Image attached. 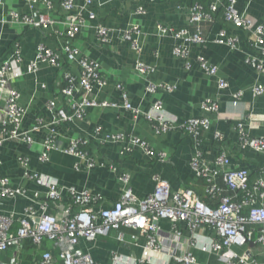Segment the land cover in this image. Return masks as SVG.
<instances>
[{
    "label": "built area",
    "instance_id": "1",
    "mask_svg": "<svg viewBox=\"0 0 264 264\" xmlns=\"http://www.w3.org/2000/svg\"><path fill=\"white\" fill-rule=\"evenodd\" d=\"M30 11L21 14L16 11L8 13L9 21L21 23L43 32H53L60 41L59 50H52L44 45H39L36 50V60L28 66V72L34 73L39 64L46 63L57 68L63 78V85L59 93L63 104L58 105L57 98L49 99L46 103L48 117L39 116L31 131L47 128V137L43 142V149L39 160L43 163L49 161V153L56 146L58 131L56 126L64 123L70 124L82 121L87 115V110L92 107H115L116 104L109 100H99L96 91L106 86L108 80L103 74L100 62L92 60L81 54L80 49L73 41L85 25L83 14L94 0H83L81 5L75 0H59L61 10L66 14L63 29L55 28L57 21L49 15L48 9L52 7V0H25ZM236 0H214L204 4L194 2L189 6V27L180 29L170 28L157 24L160 35L171 34L180 41L176 43L173 52L180 58H186L190 43L203 44L206 38L201 32L202 23L213 20V14L221 8L223 19L236 28L250 29L254 21L250 16L240 14L236 7ZM43 4L47 11L39 10L38 5ZM137 14L145 13L142 5L136 10ZM192 29V30H191ZM111 28L97 25L96 33L102 44L110 41ZM120 37L131 43L133 49L138 45L133 35L139 34L137 24L129 29L117 30ZM241 41L237 35H228L225 29L219 31L214 39L216 43H225L231 47L237 46ZM250 45L256 50L250 54L247 61L261 73H264V24L258 25L253 34ZM14 54L5 60L0 59V147L8 140L21 141L27 144L33 142L30 130H22V123L26 115V108L19 103L20 92L12 83L22 75L17 65L20 60L21 50L16 44ZM62 58L66 61L76 62L79 73L74 74L65 68ZM196 63L210 76L215 77L217 86L221 90L229 87L227 80L218 75V66L208 62L202 56H196ZM135 71L141 76L147 94H156L158 91L173 92V84L156 82L151 76L155 66L147 65L138 58L134 62ZM190 69L191 64L185 63ZM116 88L123 97L122 107L133 113L134 118L140 110L132 106L122 82L117 81ZM253 96L264 92L262 84L257 80L251 88ZM244 90H237L231 94L232 104L236 105L244 96ZM204 112L217 113L218 103L205 98L200 103ZM152 111L160 114L151 119V127L156 135L170 131L176 127L188 135L193 144V155L189 166L196 177L204 182V201L194 189L186 187L181 190H172L166 180L154 175V190L145 197H137L129 186V175L122 173L119 176L123 189L120 198L109 206L96 207L99 197L88 190H77L72 186H60L50 177H41L37 173L24 170L25 179L31 182L39 180L46 188L45 196L39 198L34 192L31 204L24 208L20 216L13 214H0V255L13 250L10 259L0 264H20V255L29 253L26 246L30 243L39 249L44 241L57 250V257L50 251L40 253L35 264H98L90 254L79 253L75 250L76 244L83 239L94 242L99 237L108 236L112 231L117 232V239L125 241L124 229L132 230L131 239L137 240L139 236L145 238L142 245V264H219L220 259L232 247H246L249 243H257L264 247V178H250L248 169L232 167L228 152L220 147L213 156L205 140V132L210 128L211 120L199 116L187 119L181 124L171 120L164 110L162 102L156 99ZM237 145L239 150L251 149L259 154H264V136L252 137L244 131L243 123L237 122ZM214 140L221 145L224 136L220 132L214 133ZM94 142L97 147L119 144L121 155L130 153L135 147L139 148L149 158L165 161L167 153L156 151L145 139L130 133L110 132L100 126L94 127L92 134L70 137L68 144L62 149L65 154L78 159L75 168L83 165L85 169L96 167V161L89 154V145ZM19 164L26 168L28 159L19 157ZM105 165L104 163H101ZM115 171L114 163L107 165ZM264 172V163L260 167ZM219 179L223 185L219 184ZM232 191V194L226 192ZM27 190L21 187H12L7 177L0 178V202L4 198H27ZM168 220L173 227L171 233L161 229L159 222ZM185 226L183 231L180 225ZM139 235V236H138ZM164 238L170 244L164 250L160 239ZM186 241L185 250L179 252L180 246ZM136 245V243H134ZM195 250L204 255L215 256L217 262L209 263L199 259ZM225 260V264H264L256 259H251L250 249L239 254L234 251ZM161 259L162 260H156ZM109 264H137L136 260L127 259L116 253L112 254Z\"/></svg>",
    "mask_w": 264,
    "mask_h": 264
},
{
    "label": "crops",
    "instance_id": "2",
    "mask_svg": "<svg viewBox=\"0 0 264 264\" xmlns=\"http://www.w3.org/2000/svg\"><path fill=\"white\" fill-rule=\"evenodd\" d=\"M214 1V0H208ZM221 1V0H219ZM236 7L240 14L250 16L254 21L253 27L248 29L236 28L223 19L221 8L213 14V20L202 23L201 32L206 38L205 43H190L186 58H180L173 52L177 41L172 33L160 35L157 24L174 29L189 27L188 8L194 0H94L83 14L85 25L76 35L73 43L81 54L100 62L103 74L108 83L96 91L99 100H109L116 104L115 107H92L87 110V115L82 121L75 123H61L56 126L58 137L56 146L49 153V161L43 163L39 160L43 149V142L47 137L48 129L40 128L31 131L39 116L48 117L46 103L49 99L57 98L58 105L63 104L59 90L63 85V78L57 68L46 63L39 64L36 72H28V66L36 60V50L39 45H44L52 50H59L60 41L53 32H43L39 29L10 22L8 13L16 11L21 14L28 13L30 7L25 0H0V59L10 58L18 43L21 55L17 65L22 75L14 80L12 86L20 92L19 103L26 108V115L22 123V130H30L33 142L27 144L21 141H6L0 147V178L7 177L12 187H21L27 190V198H4L0 202V214L20 216L27 205H30L34 192L39 198L45 196L46 188L39 181L31 182L24 177V170L37 173L41 177H50L60 186H72L77 190H88L99 197L96 207L109 206L116 202L122 193L123 184L119 180L122 173L129 175V186L137 197H145L154 190V175L166 180L171 189L181 190L189 187L205 199L204 182L196 177L189 166L193 155V144L188 135L176 127L170 131L156 135L151 127V119L160 114L152 111L156 99L162 102L164 110L171 120L181 124L189 118L204 116L211 120L210 128L205 132L208 149L213 156L224 148L230 157L232 167L248 169L251 180L259 176L264 178L260 167L264 163V154H259L251 149L239 150L237 145V122H242L244 131L252 137L264 136V92L253 96L252 86L257 80L264 89V73L255 69L248 61L250 54L256 50L250 45L253 34L258 25L264 24V0H236ZM53 4L48 11L43 4L39 10L49 13L57 23L56 29H63L66 14L59 6V0H52ZM81 5L83 0H75ZM139 5L145 13L137 14ZM137 24L139 34L133 35L138 49L132 48L129 41L123 40L118 34L119 29H129ZM102 25L112 29L110 41L102 44L99 42L96 26ZM225 29L228 35H237L241 41L235 47L225 43L214 42L219 31ZM192 30V29H191ZM202 56L208 62L218 66V75L225 78L229 87L221 90L217 86L216 78L208 76L196 63V56ZM264 57V56H263ZM155 66L152 80L176 86L173 92L158 91L156 94L145 92V80L135 71L136 59ZM65 68L74 74L79 73L76 62L66 61ZM191 64L190 69L185 63ZM117 81L123 83L128 99L133 107L140 110L134 118L133 113L122 107L123 97L116 88ZM237 90H244L245 94L240 101L232 104L231 94ZM205 98H211L218 103V112H204L200 103ZM0 105L2 102L0 100ZM110 132L133 133L146 141L156 151L167 153V160L161 162L149 158L142 150L135 147L130 153L121 155L119 144L97 147L94 142L89 145V154L95 158L96 167L85 169L80 165L75 168L78 159L65 154L62 149L68 144L70 137L92 134L94 127ZM220 132L224 142L219 145L214 140V133ZM19 157L28 159L26 168L19 164ZM104 163L105 165H102ZM114 163L116 170H111L107 165ZM161 229L171 233L172 224L168 220L159 222ZM264 226V224H263ZM183 231L185 226L180 225ZM132 230L124 229L125 241L117 239V232L112 231L108 236L99 237L94 242L83 239L75 246L79 253L90 254L98 264H109L112 254L125 256L137 264H142L143 236L137 240L131 239ZM164 250L170 246L167 240L160 239ZM136 243V245H134ZM186 241L180 246L179 252L185 250ZM250 249V258L264 262V247L257 243H249L246 247H232L239 254ZM228 251L222 256L219 264L231 256ZM196 256L209 263H216V257L204 255L195 250ZM1 257V255H0ZM156 260H162L157 259ZM56 259L55 263L58 264Z\"/></svg>",
    "mask_w": 264,
    "mask_h": 264
},
{
    "label": "trees",
    "instance_id": "3",
    "mask_svg": "<svg viewBox=\"0 0 264 264\" xmlns=\"http://www.w3.org/2000/svg\"><path fill=\"white\" fill-rule=\"evenodd\" d=\"M207 1L208 0H194V2L204 4L205 7L207 5ZM218 182L220 185H223V183L220 179ZM226 193L232 194L233 192L228 191ZM206 200H207V198L205 197L204 201H206ZM26 248H27L29 253H25V254L20 255V261H19L20 264H35L36 259L39 258V256H40V253L45 251V250H50L55 255V257H57L56 256L57 250L52 249L51 244L47 241H44L42 246L39 249H37L35 246L31 245L30 243L26 246ZM12 252H13V250H10L7 253L1 255L0 259H2L3 261H8L10 259Z\"/></svg>",
    "mask_w": 264,
    "mask_h": 264
}]
</instances>
